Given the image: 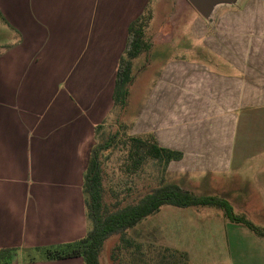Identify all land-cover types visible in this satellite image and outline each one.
<instances>
[{
  "label": "crops",
  "instance_id": "1",
  "mask_svg": "<svg viewBox=\"0 0 264 264\" xmlns=\"http://www.w3.org/2000/svg\"><path fill=\"white\" fill-rule=\"evenodd\" d=\"M146 4L0 0V14L12 29L47 37L49 59L43 75L28 66L22 44L0 57V87L10 89L0 92V250H14L10 264H84L82 258L47 261L35 249L75 242L87 233L82 186L89 150L95 128L101 125L103 132L116 108L118 61L128 27ZM263 5L236 0L233 11L216 12L230 6L222 4L208 19L197 13L200 30L183 38L207 42L196 46L172 44L173 25L149 33L151 19L145 32L150 50L137 57L143 62L122 108L130 107L137 89L125 135L151 134L158 146L182 154L168 163L165 181L224 199L259 228H264ZM54 53L60 55L56 61ZM214 210H174L169 218L176 215L177 225L170 226L181 228L184 246L165 247L185 253L188 264H264V237ZM160 223L156 242L167 245Z\"/></svg>",
  "mask_w": 264,
  "mask_h": 264
},
{
  "label": "trees",
  "instance_id": "2",
  "mask_svg": "<svg viewBox=\"0 0 264 264\" xmlns=\"http://www.w3.org/2000/svg\"><path fill=\"white\" fill-rule=\"evenodd\" d=\"M0 18L7 21L0 14ZM152 16L144 11L128 27V37L123 55L120 57L116 69L113 103L114 107L124 108L127 102L129 86L132 82L133 60L150 50V42L145 32ZM102 126L95 128L97 144L91 150L89 163L83 176V194L85 201L88 230L86 235L78 241L35 249L41 251L47 261L68 258H82L84 264H100L99 258L105 242L115 236L118 244L112 249L111 260L120 261L123 250H130L128 264H188L187 255L170 248L151 256L141 249V243L135 242L128 236V231L136 227L146 218L155 215L163 206L175 208H214L221 211L227 221L242 225L259 237H264V228L251 223L244 215L234 213L228 201L217 196H198L180 185L165 183L164 173L169 162L180 160V152L171 151L158 146L155 138L149 134L145 136H128L119 142L122 144L124 157V171L134 175L146 164L151 163L161 169L159 183L147 192L126 202L116 201L109 205L104 201L103 168L101 157L104 152L111 150L117 143L118 132L104 133ZM129 196V195H127ZM14 250H0V264H10ZM118 264H120L118 262Z\"/></svg>",
  "mask_w": 264,
  "mask_h": 264
},
{
  "label": "rangeland",
  "instance_id": "3",
  "mask_svg": "<svg viewBox=\"0 0 264 264\" xmlns=\"http://www.w3.org/2000/svg\"><path fill=\"white\" fill-rule=\"evenodd\" d=\"M147 4L145 10L151 14L152 20L149 26V33L157 32L159 29L170 27L173 25V29H175V36L171 37L173 40L172 44L175 45H183L184 43H193L196 45L206 44V41H197L195 37L193 40H184V35H186L187 39L191 35L192 31L195 34V30L199 29L200 26L196 22V17H199L197 12L193 9V7L186 0H146ZM264 1V0H263ZM252 4V3H251ZM249 4L247 3L243 7H247ZM233 6H219L215 9L216 12L220 11H233ZM264 9V5H263ZM172 16V17H171ZM199 19H201L199 17ZM14 22H17L14 20ZM172 22V23H170ZM193 22V25L190 26V23ZM88 26V24H87ZM199 32V31H198ZM149 36V35H148ZM47 37H36V36H28L27 32L20 33L15 29H12L8 24H6L0 18V57L6 56L9 49L15 48L17 45H24L27 47L26 52H23L24 59L28 62V66H33L34 69H39L40 74H45V66L47 65L49 59L47 56V52L44 47L45 43L47 44ZM26 49V48H25ZM15 55V54H14ZM55 57L60 56L57 53L53 54ZM142 57L136 58L133 64L132 76L133 80H136L137 73L142 64ZM73 60L69 64V68L66 71H70V78L73 73ZM27 69H29L27 67ZM66 69V68H65ZM63 69V70H65ZM52 74V73H51ZM54 74L52 75V77ZM73 77V75H72ZM58 77L55 78L57 81ZM55 81V82H56ZM137 84H135L136 87ZM70 85H66L68 87ZM9 86L0 87V92L9 93ZM135 91L137 93V89L132 90L131 95V103L130 107L127 110H123L121 108H114L112 115L109 117L107 122L103 126V135H107L108 133L118 132L119 138L117 143L113 146L108 153L103 154L101 157L102 168H103V187H104V201L109 205L113 204L116 201H120L123 199V203L135 199L140 194H143L150 190V188L155 187L161 178V169L158 166H153L151 163L146 164L140 171H138L134 175H129L124 171L123 157L124 152L122 148V144L119 142L124 139L126 134V127L130 128L131 122L133 120L132 111L135 105ZM85 100V99H84ZM123 127H122V125ZM120 139V140H119ZM96 140H92V145L89 150V155L87 159V165L89 163V159L91 156V150L96 146ZM86 170V169H85ZM85 173V172H84ZM165 183L169 184H182V181H165ZM183 186V185H182ZM202 190H197L196 195L205 196L202 193ZM129 195V196H127ZM128 199V200H127ZM172 206H163L160 209V213L150 216L146 218L144 221L138 224L136 227L128 231V236L132 238L135 242H139L142 244V248L151 258V256H156L159 252H162V249L169 247L178 248L180 246H184L180 240V231L181 228L176 227V215L173 214L172 218H169V215H172V212L176 210ZM215 211L213 208H202L203 211ZM157 221H161L159 226L160 229L167 231L168 237L166 238L167 245L156 242V240L160 239V231L157 227ZM170 224H175L172 227ZM154 227V228H153ZM155 229V230H154ZM159 233V235H158ZM184 237V236H183ZM153 241H155L153 243ZM118 244V238L113 236L109 238L105 244L104 248L101 252L99 261L100 264H128V258L130 250H123L120 254V261L113 262L111 260L112 249L115 245ZM159 253V254H160Z\"/></svg>",
  "mask_w": 264,
  "mask_h": 264
},
{
  "label": "water",
  "instance_id": "4",
  "mask_svg": "<svg viewBox=\"0 0 264 264\" xmlns=\"http://www.w3.org/2000/svg\"><path fill=\"white\" fill-rule=\"evenodd\" d=\"M204 19H208L217 5H232L236 0H186Z\"/></svg>",
  "mask_w": 264,
  "mask_h": 264
}]
</instances>
